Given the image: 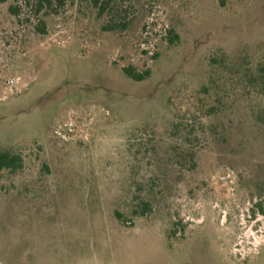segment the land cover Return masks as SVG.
<instances>
[{
    "label": "rangeland",
    "instance_id": "1",
    "mask_svg": "<svg viewBox=\"0 0 264 264\" xmlns=\"http://www.w3.org/2000/svg\"><path fill=\"white\" fill-rule=\"evenodd\" d=\"M13 2L30 20L15 22ZM29 10L0 4V71L19 78L0 86V147L22 158L0 172V264H264V140L248 98L233 90L225 141H206L200 112L212 56H264V0H139L124 32H102L78 0L43 33ZM127 65L150 75L132 81ZM195 114L196 144L171 136ZM137 187L151 191L145 216Z\"/></svg>",
    "mask_w": 264,
    "mask_h": 264
},
{
    "label": "trees",
    "instance_id": "2",
    "mask_svg": "<svg viewBox=\"0 0 264 264\" xmlns=\"http://www.w3.org/2000/svg\"><path fill=\"white\" fill-rule=\"evenodd\" d=\"M8 0H0V4L6 3ZM25 5H28L30 10L28 13L32 15V27L43 33L46 28L47 18H52L57 15L58 10L66 4L74 0H22ZM80 5L84 4L86 9L93 15V19L101 23L102 32H124L127 31L132 24L134 13L131 11L129 15V7L136 5L139 0H78ZM220 6L224 5V0H218ZM128 3V4H127ZM23 6L17 2H13L9 6V11L15 18V22L22 24L23 20H30L29 17H22ZM131 9V8H130ZM176 38V36H174ZM173 38H170V41ZM144 54L147 51L143 52ZM152 59L157 56L153 54ZM247 62H239L237 65H230L224 54L212 56L208 62L206 71L207 79L206 86H203L201 92L206 94V101L200 100V112L206 116V141L211 137L215 140L225 141L232 133L226 131V126L223 120H220V115L227 107H234V100H231L233 90L239 89L240 95L247 97L244 100L243 108L257 122L254 124V137L259 136L264 140V56H262L253 66L246 65ZM122 73L128 79L140 82L144 81L150 75V70L137 71L132 65L122 66ZM232 86L231 90L229 88ZM250 95L257 98L256 101L250 99ZM261 101V102H260ZM200 113V114H201ZM200 116L192 115L189 120H180L172 122L170 134L173 137L178 135L183 136L186 144L192 141L195 144L198 142V134L194 133V124ZM202 124V122H198ZM204 132V131H203ZM182 149V146H180ZM186 161L189 167L195 166L193 154H188ZM22 167V158L19 153L13 152L10 149L0 147V172L17 171ZM258 192V200L255 202V207L260 214H264V180L255 184ZM145 191L147 192L146 196ZM150 189L144 190L142 187H137V193L133 196V201L136 202L133 214L145 216L151 212L152 202L150 198ZM253 194H251L252 196ZM253 197V196H252ZM118 220H122L120 213L115 212Z\"/></svg>",
    "mask_w": 264,
    "mask_h": 264
},
{
    "label": "built area",
    "instance_id": "3",
    "mask_svg": "<svg viewBox=\"0 0 264 264\" xmlns=\"http://www.w3.org/2000/svg\"><path fill=\"white\" fill-rule=\"evenodd\" d=\"M18 80L19 78L17 77L4 78L2 72L0 71V86H2L3 88L13 87L17 83Z\"/></svg>",
    "mask_w": 264,
    "mask_h": 264
}]
</instances>
